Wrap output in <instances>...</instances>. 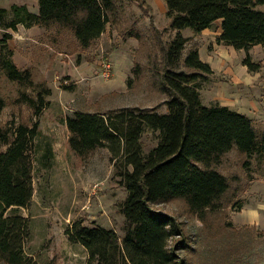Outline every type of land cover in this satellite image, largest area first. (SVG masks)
Masks as SVG:
<instances>
[{"label": "trees", "instance_id": "16d2710c", "mask_svg": "<svg viewBox=\"0 0 264 264\" xmlns=\"http://www.w3.org/2000/svg\"><path fill=\"white\" fill-rule=\"evenodd\" d=\"M165 2L171 29L178 34L163 49L162 65H156L153 75L168 95V112L128 107L77 111L66 120L76 155L87 159L101 148L112 154L114 176L127 190L120 207L124 237L112 228L88 227L84 220L68 226L66 234L72 243L86 248L88 264H200L192 246L195 240L183 224L155 208L159 203L179 202L186 215L206 226L204 243H219L223 261L239 264L258 256L256 264H264V231L238 228L218 217L231 189L229 177L220 170L225 157L234 149L247 158L263 153L264 136L260 138L248 115L203 103L200 82L214 71L198 48L185 56L188 39L181 33L187 28L202 33L223 21L219 43L246 51L243 64L250 72H259L262 65L253 61L250 51L264 46L260 8L264 0ZM39 6V13H34L27 5L14 4L10 10L0 5V28L5 31L0 67L11 81L23 85L34 86L33 74L14 62L11 31H18L20 25L58 28L88 49L106 33L117 0H39ZM48 95L45 89L37 98L23 91L17 102L28 103L38 115L47 106ZM4 107L0 101V113ZM147 129L159 133V142L145 153ZM39 134L38 123L0 128V149L8 147L0 153V259L8 264H28L26 246L32 226L20 211L29 207L35 193L32 146ZM50 155L51 150L46 157Z\"/></svg>", "mask_w": 264, "mask_h": 264}, {"label": "rangeland", "instance_id": "374dc122", "mask_svg": "<svg viewBox=\"0 0 264 264\" xmlns=\"http://www.w3.org/2000/svg\"><path fill=\"white\" fill-rule=\"evenodd\" d=\"M24 2L34 6L35 0H0V5L10 10L14 4ZM260 8L264 10V6ZM168 12L165 0H117V10L106 33L88 49L58 28L27 31L34 34L27 40L23 31L9 41L17 66L31 69L34 86L11 81L0 67V101L5 104L0 128L38 123L40 131L32 146L35 193L29 207L20 211L30 218L32 226L26 246L28 264H88L86 248L72 243L66 234L68 226L76 221L84 220L88 227L112 228L124 237L125 217L120 207L127 190L114 176L112 154L108 148H101L87 159L76 155L69 144L71 134L66 120L77 111L141 107L168 112V95L153 75L156 65H162L163 49L178 34L171 29ZM219 30V23L202 33L184 29L181 33L188 39L185 56L198 48L203 61L216 58ZM4 33L0 28V48ZM250 55L254 62L261 63L259 72L243 69V59L247 57L244 50L228 56L230 67L218 56V70L200 82V93L206 105L230 104L234 109H244L262 138L264 47L254 48ZM41 89L49 95L47 106L38 115L28 103L17 102L23 91L37 98ZM143 141L148 153L157 146L159 133L147 129ZM7 149L4 146L0 153ZM49 150L51 155L46 157ZM220 170L229 177L231 189L218 217L238 228L251 226L264 231V152L247 158L234 149ZM155 208L183 224L195 240L192 246L200 264H230L223 261L219 243H204L206 226L186 215L179 202L159 203ZM250 211H256L258 219L253 220L248 215ZM257 260L258 256H253L239 264H256ZM0 264L8 263L0 259Z\"/></svg>", "mask_w": 264, "mask_h": 264}, {"label": "crops", "instance_id": "0c3cea01", "mask_svg": "<svg viewBox=\"0 0 264 264\" xmlns=\"http://www.w3.org/2000/svg\"><path fill=\"white\" fill-rule=\"evenodd\" d=\"M22 5H27L28 7H29V9L32 11V12H34V13H39V10H40V6H39V0H35V3H34V6L33 5H30L28 2H24V4H22ZM33 7V8H32ZM218 23H219V31H218V33L216 34V38H215V40H218V38L221 36V34H222V23H223V21H218ZM37 28H40V27H38V26H35V27H32V28H26L25 26H23V25H20L19 26V29H18V31H11V33L13 34V38L12 39H14L15 37H17L16 35H17V33H20L21 34V32H23V31H26V33H22V36H24V38L27 40V38H28V36L31 38V37H33L34 36V34L33 33H27V31L29 32L30 30L31 31H33V30H35V29H37ZM208 30V29H207ZM206 31V30H205ZM204 32V31H203ZM34 38V37H33ZM11 39V40H12ZM10 40V41H11ZM216 44V47L214 48L215 50L214 51H216V53H215V56H216V58H212L211 59V61H208L207 63H209L210 65H211V67H212V69H213V71H217L218 70V64H215V62H219V60H226V61H228L227 62V65L230 67L231 65H230V62H229V59H228V56H230V55H232L233 54V52L234 51H236V49L234 48V47H231V46H227V45H224V44H221V43H219V41L217 42V43H215ZM257 47H259V46H255L254 48H257ZM264 47V46H263ZM253 48V49H254ZM252 49V50H253ZM0 50H1V48H0ZM220 50H224V53H221L220 52ZM217 53H218V55H217ZM221 58H219V57ZM227 56V57H226ZM246 58V57H245ZM244 58V59H245ZM14 59V58H13ZM244 59H243V61H244ZM14 62H15V60H14ZM206 62V61H205ZM16 63V62H15ZM17 65V64H16ZM19 67V66H18ZM247 66H245L244 64H243V69H245ZM20 69L22 68V67H19ZM24 69H28V68H24ZM246 70V69H245ZM248 70V69H247ZM223 105V104H222ZM225 106H229V107H233L232 109H234L235 107L233 106V105H230V104H224ZM234 110H236V111H238V112H241V113H244V114H247V112L244 110V109H242V108H236V109H234ZM70 133V132H69ZM70 137V136H69Z\"/></svg>", "mask_w": 264, "mask_h": 264}, {"label": "clouds", "instance_id": "9594fccd", "mask_svg": "<svg viewBox=\"0 0 264 264\" xmlns=\"http://www.w3.org/2000/svg\"><path fill=\"white\" fill-rule=\"evenodd\" d=\"M264 207V206H262ZM248 215L253 219V220H256L258 219V213L256 211H250L248 213ZM177 240H179L180 238L179 237H176Z\"/></svg>", "mask_w": 264, "mask_h": 264}]
</instances>
